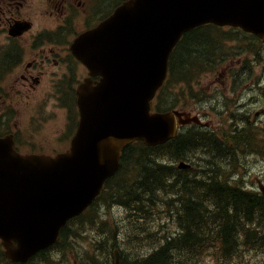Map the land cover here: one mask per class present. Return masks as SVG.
<instances>
[{"label": "water", "instance_id": "1", "mask_svg": "<svg viewBox=\"0 0 264 264\" xmlns=\"http://www.w3.org/2000/svg\"><path fill=\"white\" fill-rule=\"evenodd\" d=\"M207 24L264 40V0H127L77 38L73 52L101 79L79 88L80 123L70 150L22 155L11 137L0 138V240L10 261L26 263L57 243L117 173L129 145H163L177 136L178 123H201L187 113H153L151 102L181 38Z\"/></svg>", "mask_w": 264, "mask_h": 264}, {"label": "trees", "instance_id": "2", "mask_svg": "<svg viewBox=\"0 0 264 264\" xmlns=\"http://www.w3.org/2000/svg\"><path fill=\"white\" fill-rule=\"evenodd\" d=\"M240 33L213 25L187 33L172 55L158 111L179 106L172 102V88L188 86L216 69L228 56L223 54L227 41L236 40ZM182 52L185 59H181ZM188 59L193 61L188 63ZM165 96L171 97L170 103ZM241 119L244 125H232L228 133L193 125L162 146L148 147L142 142L129 146L119 171L91 208L69 222L56 249L41 253L29 264H55L64 250H75L77 245L82 254L75 255L74 264H114L115 250L122 264H204L206 255L216 256L221 264H240L245 252L264 256V197L241 181L233 182L217 163L237 162L236 154L248 153L247 149L264 157V141H258L248 118ZM199 151L209 152L214 159L207 161L209 170L202 169V175L174 164L200 158ZM112 208L123 209L125 216L116 219ZM162 209H170L177 224L174 232L165 230L156 219ZM244 264H264V258Z\"/></svg>", "mask_w": 264, "mask_h": 264}, {"label": "flooded vegetation", "instance_id": "3", "mask_svg": "<svg viewBox=\"0 0 264 264\" xmlns=\"http://www.w3.org/2000/svg\"><path fill=\"white\" fill-rule=\"evenodd\" d=\"M38 2L36 10L33 0H0V84L5 75L12 79L0 101H10L17 115L20 107L28 111L27 126L10 124L17 151L64 152L79 123L78 87L90 79L71 46L79 35L107 19L114 4L113 0ZM33 12L40 18L37 24L29 16ZM28 22L31 29L22 31ZM0 116L2 128L6 117L2 108Z\"/></svg>", "mask_w": 264, "mask_h": 264}, {"label": "rangeland", "instance_id": "4", "mask_svg": "<svg viewBox=\"0 0 264 264\" xmlns=\"http://www.w3.org/2000/svg\"><path fill=\"white\" fill-rule=\"evenodd\" d=\"M116 3V2H115ZM33 5L36 10L40 8L38 0H33ZM29 16L33 18L35 24L40 18H37L36 12ZM253 48L263 49L262 43L252 39L249 35H237L236 40L227 41L224 49V55H230L221 62V64L212 71L208 70L201 74L196 84L194 85L195 93L201 92L204 95L196 99H187L183 94V87L175 85L171 93L174 96L173 104H179V108L188 111L192 115L204 116L203 122L209 124V129L219 134L228 133L235 124L244 125V120L241 116L246 114L249 125H251L253 132L258 136V141H264V49L261 55H256ZM185 52H182L181 59H185ZM178 60V57H177ZM260 60V61H259ZM193 59H188V63ZM245 64L246 67L243 66ZM193 74L191 77H194ZM12 83L9 74L3 79L0 87V94L2 90L9 89L8 86ZM167 97L169 103L170 96ZM206 98V102L201 100ZM199 99V100H198ZM202 102V104H200ZM0 108L6 113L11 125L18 123L19 126H27L26 118L29 116L28 111L24 107H20V114L11 110L10 101L6 103L0 101ZM206 115V116H205ZM57 125V123H56ZM7 130V128H5ZM42 135H47L44 133ZM264 145V142L263 144ZM29 151H24V153ZM245 154H236L237 162L232 161L229 164L226 161L217 162L218 168L223 167L227 172V177L231 180L241 181L242 185L247 189L258 190L256 178L264 181V157L256 155L255 151L251 149L245 150ZM54 155L55 153H46ZM197 155L200 158L194 157L187 163L195 167V173L202 175V169L209 170L207 161L214 160L209 157V154L199 151ZM176 165V163H174ZM217 167H214L218 171ZM256 181V182H255ZM234 182V181H233ZM254 182V183H253ZM116 219L124 217L123 209H110ZM105 212V210L103 211ZM156 219L162 224L165 230L174 232L177 229V224L171 214L170 209H162L158 211ZM128 248V247H127ZM80 245H77L75 250H64L61 257L56 258L55 264H74L75 258H79L82 254ZM128 250V249H127ZM132 248L129 253L133 254ZM3 250L0 249V264H6L4 261ZM245 260L243 263L259 262L264 258L263 255H256L255 253L245 252ZM73 262V263H72ZM204 264H221L216 256L206 255L204 257ZM236 264H239L238 262Z\"/></svg>", "mask_w": 264, "mask_h": 264}, {"label": "bare ground", "instance_id": "5", "mask_svg": "<svg viewBox=\"0 0 264 264\" xmlns=\"http://www.w3.org/2000/svg\"><path fill=\"white\" fill-rule=\"evenodd\" d=\"M208 154H209V152H208ZM253 191H257V190H254V189H252ZM121 192V191H120ZM263 196V195H262ZM264 197V196H263ZM139 202V201H138ZM138 204V203H137ZM171 259V258H170Z\"/></svg>", "mask_w": 264, "mask_h": 264}]
</instances>
